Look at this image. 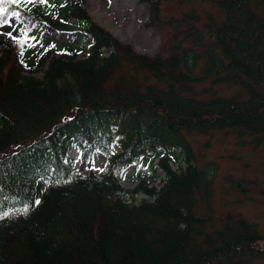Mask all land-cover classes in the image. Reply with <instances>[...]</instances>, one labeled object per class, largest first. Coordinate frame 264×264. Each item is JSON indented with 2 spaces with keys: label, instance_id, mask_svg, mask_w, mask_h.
Instances as JSON below:
<instances>
[{
  "label": "trees",
  "instance_id": "trees-1",
  "mask_svg": "<svg viewBox=\"0 0 264 264\" xmlns=\"http://www.w3.org/2000/svg\"><path fill=\"white\" fill-rule=\"evenodd\" d=\"M169 1L149 56L85 0H0V264H264V216H243L241 198L217 208L216 168L191 143L264 142V0ZM149 4L158 26L160 1ZM63 32L82 34L86 54L49 38ZM72 148L107 155L106 172L82 177ZM140 159H157L164 179L140 184L135 202L119 177Z\"/></svg>",
  "mask_w": 264,
  "mask_h": 264
},
{
  "label": "rangeland",
  "instance_id": "rangeland-1",
  "mask_svg": "<svg viewBox=\"0 0 264 264\" xmlns=\"http://www.w3.org/2000/svg\"><path fill=\"white\" fill-rule=\"evenodd\" d=\"M152 0H85L88 16L98 25L105 28L120 42L130 44L137 52L152 56L161 51L164 41L165 21L174 13L173 5L169 0H159L161 8V22L150 24L149 3ZM19 25L12 26L5 36L16 35L20 32ZM35 32L41 35L38 27ZM35 33H30V38ZM56 46L74 43L82 47L84 55L87 52V40L80 33H52L49 35ZM37 40V39H36ZM37 44L44 41L37 40ZM108 54V52L106 53ZM44 67H39L34 76L41 77ZM217 88V87H216ZM215 88V89H216ZM235 88H219L218 94L231 95ZM192 149L198 162H211L216 168L214 183V203L216 207L222 200H228L227 208H233L237 198L241 201L235 204L236 210L248 219L258 222L264 216V142L251 147L237 145L231 136L221 137L214 134L212 137L200 136L192 140ZM117 151V150H116ZM72 164L83 177L88 174L100 176L106 171V160L100 154L94 155L92 160L83 158L75 148L69 150ZM101 157L102 159H98ZM176 167L174 161H171ZM181 165L184 166L183 162ZM164 179V173L158 165L157 159L150 162L141 159L132 164L121 174V184L128 191L138 188L140 184L147 187H159ZM244 179L241 188H237L236 180ZM127 197L131 199L129 192ZM144 192L138 188L133 192L136 202L143 198ZM243 197H247L242 201Z\"/></svg>",
  "mask_w": 264,
  "mask_h": 264
},
{
  "label": "snow or ice",
  "instance_id": "snow-or-ice-1",
  "mask_svg": "<svg viewBox=\"0 0 264 264\" xmlns=\"http://www.w3.org/2000/svg\"><path fill=\"white\" fill-rule=\"evenodd\" d=\"M13 3H16L17 0H12ZM29 2H31V0H29ZM41 2H44V0H41ZM4 12V9H0V14H2ZM15 15V14H14ZM11 35V34H9ZM36 203H39V201H36Z\"/></svg>",
  "mask_w": 264,
  "mask_h": 264
}]
</instances>
